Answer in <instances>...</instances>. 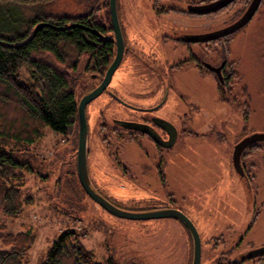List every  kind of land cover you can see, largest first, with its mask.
Masks as SVG:
<instances>
[{
  "label": "rangeland",
  "instance_id": "1",
  "mask_svg": "<svg viewBox=\"0 0 264 264\" xmlns=\"http://www.w3.org/2000/svg\"><path fill=\"white\" fill-rule=\"evenodd\" d=\"M93 2L55 0L43 11L54 15L89 10L109 13V0ZM249 2L238 0L217 11L215 29L237 21ZM120 3L122 20L130 32L143 33L146 0ZM182 20L183 27L203 26L193 17ZM215 48V64L224 57L228 62L231 82L226 87L208 76L207 70L200 72L186 63L178 73L169 74L176 76V81L166 110L180 104L185 129L176 148L163 158L170 167L167 172L164 167L166 181L157 166L163 152L145 140L137 143L125 132H115L110 122L102 126L99 113L113 118L115 107L118 111L125 108L106 93L87 106L88 168L93 185L126 209L143 211L138 209L173 199L172 206L182 210L200 233L201 264H230L232 259L264 246V142L250 148L243 158L249 181L240 182L231 162L234 144L242 136L264 132V0L246 26L228 40L217 42ZM146 72L154 77L146 67L135 65L128 72L120 69L115 79L131 87L136 98L146 100L153 95L150 87L141 84H145L141 76ZM87 83L85 78L77 87L79 100ZM77 148V129L65 135L48 129L25 154L34 169L26 172L23 195L32 196L33 201L7 224L14 233L33 231L35 240L27 264H42L66 229L77 231L83 244L94 252L96 263L114 259L117 264H192L193 241L182 222L118 217L85 192L77 172ZM242 264H264V260L256 257Z\"/></svg>",
  "mask_w": 264,
  "mask_h": 264
},
{
  "label": "trees",
  "instance_id": "2",
  "mask_svg": "<svg viewBox=\"0 0 264 264\" xmlns=\"http://www.w3.org/2000/svg\"><path fill=\"white\" fill-rule=\"evenodd\" d=\"M53 2L0 0V264H27L35 240L32 230L14 233L7 224L33 201L32 196L23 195L26 172L34 169L25 154L48 129L63 135L78 130L77 87L87 78L84 94L88 92L113 57V43L102 36L109 13L89 10L54 15L43 11ZM41 23L45 25L35 32ZM243 262L231 260L230 264ZM42 264L117 262L96 263L94 252L77 231L66 229Z\"/></svg>",
  "mask_w": 264,
  "mask_h": 264
},
{
  "label": "flooded vegetation",
  "instance_id": "3",
  "mask_svg": "<svg viewBox=\"0 0 264 264\" xmlns=\"http://www.w3.org/2000/svg\"><path fill=\"white\" fill-rule=\"evenodd\" d=\"M216 1L217 0H146V27L143 29V33L132 34L130 29L122 20L123 16L121 15V3L120 0H117V11L124 41V51L110 84L102 92V94L106 93L109 97L115 99L116 104H121L130 110L127 111L124 108L123 110L118 111L117 109L119 108L115 107V116L113 118H107V116L102 112L99 113V116L103 121L102 126H105V124H107L106 122H110L112 123L113 128H115V132H125L133 139L134 142L137 141V143L145 140L150 143L156 151H159L160 153L163 152L157 158V166L159 174L161 177L163 176L164 181L167 180L164 177V167L165 172H167L170 167H167L163 158L166 152L173 151V149L176 148L183 130L185 129V126L183 125L185 113L179 108L180 104H178V106H171L169 111L166 110V105L170 101V94L173 91V87H175L174 82L176 81V76L174 77L173 75L170 77L169 74L171 72L178 73V68H181L182 65L186 63L191 66L193 65L200 72L207 70V75H211L212 78L216 77L219 84L222 86L226 87V85H229L231 82V77L226 71L228 63L226 57H224L219 64H215V47L217 42L228 40L232 34L205 41L191 40L192 36L206 35L217 31L214 27V22L216 12L219 10H209ZM236 2H238V0H234L231 4L222 9H225ZM251 2L252 0H250L248 7ZM248 7L245 9L243 14L246 12ZM184 16L198 19L201 21L198 22V25L203 26L193 28L181 26L183 25L182 17ZM109 18L108 27L104 28L102 36L103 39L111 41L114 46L113 57L110 62L111 64L117 55L118 39L111 20L110 0ZM135 65H142L143 67H146L147 70L154 75V77H151L146 72V75L142 74L141 76L145 79V84L141 82L142 87H150L148 90H151L153 93V95L146 100L136 98L135 95L132 94L133 92L131 87H127V84H125L124 81H121L122 79H115L116 73L120 69L128 72L132 70ZM105 73L99 81L94 84L92 81L88 85L91 86L93 84L89 91L100 85L104 79ZM93 77L96 79L95 75ZM124 89L125 92H123ZM224 93L226 92L220 91V94L225 95ZM87 118L89 123L88 112ZM126 123L138 124L140 127L147 129L148 132L139 128L127 127ZM254 132L255 131L245 134L234 144L233 151L231 153L232 165L233 153L236 144L244 137ZM263 142L264 141L253 142L243 150L241 155V163L245 173L243 176L235 170L233 165L235 173L238 175L241 183L242 181L247 182V180H250L243 164V158L246 152L250 148L258 146ZM95 188L102 195L106 196L97 186H95ZM115 202L119 204L117 201ZM172 204L173 199L169 200V202L160 201L154 205L149 204L146 205L147 208H141L138 210L146 211L176 208L172 206ZM260 257H264V255L258 256L257 258ZM232 260L242 261L243 259L239 257Z\"/></svg>",
  "mask_w": 264,
  "mask_h": 264
},
{
  "label": "water",
  "instance_id": "4",
  "mask_svg": "<svg viewBox=\"0 0 264 264\" xmlns=\"http://www.w3.org/2000/svg\"><path fill=\"white\" fill-rule=\"evenodd\" d=\"M234 0H217L215 4H213L209 10H220L229 4H231ZM262 0H252L250 6L246 10V12L234 23L219 29L213 33L206 35H195L191 37L193 41H205L210 40L226 35H230L240 30L244 26H246L254 17L256 12L258 11ZM110 12H111V20L113 27L116 31L117 43H118V51L116 58L109 65L103 81L93 90L85 93L78 104V148H77V172L80 183L85 190V192L100 206L106 209L108 212L122 218H130V219H153V218H174L179 220L184 224V226L189 231L192 241H193V258L192 264H201L202 257V240L200 233L194 224V222L180 209L177 208H165V209H156V210H146V211H134L129 210L123 207H120L110 201L107 197L102 195L93 185L89 168H88V136H89V123L87 118V105L99 97L102 92L108 87L110 84L113 74L115 73L121 58L123 56L124 51V41L121 32V26L117 11V0H110ZM44 23H41L35 28V32L42 26ZM74 25V24H73ZM218 70V69H217ZM127 127L139 128L146 132L147 129L144 127H140L138 124H130L126 123ZM257 141H264V132H254L252 134L244 137L239 143L236 144L235 150L233 153V165L235 170L243 176L244 169L241 163V155L243 150L251 143ZM171 144V143H170ZM264 255V246L254 249L248 252L242 259H253L258 256Z\"/></svg>",
  "mask_w": 264,
  "mask_h": 264
}]
</instances>
